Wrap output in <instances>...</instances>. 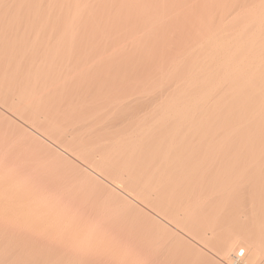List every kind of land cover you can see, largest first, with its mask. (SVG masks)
Returning <instances> with one entry per match:
<instances>
[{
    "label": "bare ground",
    "instance_id": "6f19581e",
    "mask_svg": "<svg viewBox=\"0 0 264 264\" xmlns=\"http://www.w3.org/2000/svg\"><path fill=\"white\" fill-rule=\"evenodd\" d=\"M0 130L14 131L20 143L43 157L47 155L48 161L64 170L76 167L78 173L74 172L81 179L77 182L88 191L87 196L104 200L102 205L116 211V216H139L142 225L146 224L143 227L153 225V235L164 243L178 239L176 248L195 250L193 255L202 264H219L203 257L202 249L208 248L212 252L217 249L222 258L232 259L234 264L243 256V264H264V0H0ZM20 164L4 173L9 177L6 181L14 179L12 176L23 181L26 189H32L24 191L34 194L51 215L60 214L66 225L70 222L71 229L69 217L77 219L74 224L78 222V228L89 219L93 225L88 232V225L81 223L85 229L80 225L85 238L88 235L86 240L73 227V232L81 233L76 232L81 243L73 245V237L62 222L54 235L59 238L65 228L64 239L70 235L72 246L63 239L67 248L58 246L59 254L48 257L52 260L44 259L43 264H81L85 257L91 259L87 256L88 241L98 237L95 235L101 242H110L116 231H105L111 226L104 227L108 221L95 220V215L93 221L89 210L82 214V204L74 205L75 200L61 190L50 191V184L47 187L39 182L41 175H32V169L27 173L26 166ZM14 184L10 182V187ZM20 205L24 206L13 205L14 210ZM51 215L48 220L54 221ZM11 216L5 214L4 218ZM30 216L22 217V223L18 220L20 225L36 218ZM42 217L31 221L37 230L49 226L43 220L45 215ZM14 219L11 217L7 226L8 220H0L5 222L0 230V264H34L40 256L34 258L38 248L34 242V253L30 245L40 232L35 229L37 236L29 237L30 251L24 249L28 255L35 254L31 260L23 249L18 251L22 255L17 253L18 246L13 244V227L19 235L23 229ZM56 222L58 226L61 219ZM218 224L223 231L232 228L236 233L231 230V235L216 239L213 231ZM35 231L30 229L29 233ZM24 238L28 240V236ZM45 238L41 247L46 244V252L57 246L48 239L53 244L50 247ZM111 241L115 243L116 237ZM117 242L110 243L111 249H122L124 243ZM125 246L123 251L129 253L133 246ZM92 250L97 255L98 250ZM151 253L145 251L147 258ZM93 254H89L92 259ZM100 258L103 260V254ZM129 258L131 262L134 259ZM196 259L191 257L190 263ZM96 260H91L92 264ZM143 260L146 263L148 259ZM111 261L109 264L115 260Z\"/></svg>",
    "mask_w": 264,
    "mask_h": 264
},
{
    "label": "rangeland",
    "instance_id": "374dc122",
    "mask_svg": "<svg viewBox=\"0 0 264 264\" xmlns=\"http://www.w3.org/2000/svg\"><path fill=\"white\" fill-rule=\"evenodd\" d=\"M0 131H1V130H0ZM0 133H1V134H0V163H1V164L3 163V165H0V166H1V167H0V174H1L0 177H1V178L4 177V179H5V178H8V179H9V177H7V176H8V175H7L8 172H9L10 170L12 171V169H14V168H13L14 165H17V164L19 165V163H21L20 165H22L23 167L26 166L25 168L28 169L27 173L31 172V169H32V171H33V172H31V173H33L32 175H34V176H36V177H38L39 175H41V176L38 177V178H39V182H40V183L43 182V184L47 185V187H48V184H50V185H49V190H50V191L52 190V192H53V190H56L55 192H58L59 190H61V191H59V192H61V193L64 192V193H63L64 195L67 194L66 197H69L73 202H74V200H75L76 204H75V202H74V205L77 206V205L79 204L78 206H80V205L82 204L81 207L83 208V210L85 209V211H82V214H83V212L86 213V212L89 210V211L87 212V214H91V213H92L91 216L89 215L91 218H93L94 215H95V217H96L95 220H97V218H100V219L103 218L105 221H108L107 224H106V226H104V227L107 228V225H108V224H109L108 226H110V225H111V226L108 228L109 230H105V231H107V232L110 231V233H111L112 230H113V232L116 231L114 234H113V232H112V234H113L114 236H113L112 234L108 233L109 235H112V236L110 237V242H109V240H108V241L105 240L106 242H105L104 240H102L103 245H102V242L99 241V238H100L99 235H95V237L98 236V237L95 238V239H98L97 242H100V243H97L95 239H94V240H90V241H88L89 243L85 241L84 244H87V243L89 244V245L87 244L88 247H89V250H88L87 253H89V254H93V253H92V252H93L92 248L95 249V251L98 250V251H97V255L95 254L96 252H94L95 256H93V257H94V258L97 257V260H96V262H94V264H99L100 262H101L102 264H107V263L109 264L110 261H111V259H112L111 263L115 260L113 264H119V261H122V262H120V264H124L125 261H128V262H125V263H126V264H129V262H131V260H129V259H131V258H129V257H132V258L135 259L136 254H137V256H139V257H136V259L141 260V262H142V260H143V258H144L143 256H144V254H145V251H146V253H147V251H148V253L152 252V253H151V256H150V254H149L148 256H150L149 258H150L151 261H154V262H155L154 264H193V263H194V262H193L194 259L192 258L193 261L191 260V261H192L191 263H190V259H191V257H194V258L196 259V257L193 255V254H195V252H194L195 250H193V249H192V251L189 250V252H192V253L189 254V252H187L188 250L186 251L185 248H184V250L186 251L185 253H187V254H185V253H184V250H182V249H183L182 246H181V249H180L179 247L176 248L177 245H179V244H177V243H180V242H178V239H177V240L175 239L176 241L173 240V242H171L172 240H171V241L168 240L169 242L166 241V242L164 243V241H160V240H158V239L155 237V235H153V234H154V233H152V232L154 231V230H153V229H154V228H153V225H152V226H150V225L148 226V225H147V226L143 227V226L146 225V224H143V225H142V223H141L142 221H140L139 216H134V215H132V217H131V216L129 215V216H128L129 218H128V217H126V216L128 215V214H126V213H125V214H124V213H117V216H116V211H114L113 209H112L113 211H112V210H111V211H108V210H110V209H108V208H110V207H106L105 204L102 205V203H104V202H103L104 200L102 201V199L99 198V196H98V199H101L100 201L96 199L97 197H96L95 195H93V196H94L93 199H91L92 196H90V195H89L90 197L87 196V195L89 194V193H87L88 191H87V190L85 191V189H84L83 187H81V185H79L80 182H79V183L77 182L78 180H81V179H80V178H79V179L77 178V177H79V174H77V173H78V172H77L78 170H77L76 167H73V168H66V170H64V169H63L64 167L59 166V165H57V164H56V165L53 164L52 162H50L51 160L48 161L47 155L45 156V154H44V157H43V155H41L42 153H40V154H39V153H35V151H33V150L30 148V146L26 145V143H23V142L20 143V141L16 139L17 136H16V133H14V131H11V132H10V131H9V132L6 131L5 133H3V132L1 131ZM12 133H13V134H12ZM5 134H6V135H5ZM1 135H2V136H1ZM4 138H5V139H4ZM1 139H2V140H1ZM14 140H16V141H14ZM7 141H8V142H7ZM13 141H14V142H13ZM17 141H18V142H17ZM10 142H11V143H10ZM20 144H21V145H20ZM24 144H25V145H24ZM9 145H10V146H9ZM7 146H8V147H7ZM12 146H13V147H12ZM15 146H17V147H15ZM25 146H26V148H25ZM27 146H28L30 149H29ZM3 147H4V148H3ZM14 147H15V148H14ZM7 148H8V149H7ZM27 148H28V149H27ZM12 149H14V150H12ZM15 149H16L17 151H16ZM11 151H12V152H11ZM21 151H22V152H21ZM24 151H25V153H26L25 155L22 154V153H24ZM26 151H28V152H26ZM30 151H31V152H30ZM19 152H20V153H19ZM32 152H34V153L31 155L30 153H32ZM4 154H5V155H4ZM10 154H11L12 157L10 156ZM18 154H19V155H18ZM8 155H9V157L7 158L6 156H8ZM14 155H15V156H14ZM28 155H29V156H28ZM1 156H2V159H1ZM3 156H4V158H3ZM19 156H21V158H19ZM42 157H43L44 159H43ZM45 157H46V159H45ZM7 159H8V160H7ZM16 159H18L19 161L16 160ZM20 159H21V161H22V159H23V161L21 162ZM25 159H26V162L24 161ZM4 160H5V162H4ZM14 160H15V161H14ZM36 160H37V161H36ZM10 161H11V162H10ZM17 161H18V162H17ZM40 161H41V162H40ZM46 161H47V164H46ZM8 162H10V164H9ZM16 162H17V164H16ZM28 162H29V163H28ZM30 162H31V163H30ZM49 162H50L51 164H50ZM11 163H12L13 165H12ZM24 163H25V164H24ZM48 163H49V164H48ZM5 164H6V165H5ZM42 164H45V165H42ZM9 165L12 166V168H11ZM27 165L30 166V167H28ZM31 165H32L33 168L31 167ZM50 165H51L52 167H51ZM3 166H4L3 169L5 170V171L3 170L4 172L2 171V167H3ZM42 166H43V167H42ZM55 166H56L57 168L54 169ZM5 167H6V168H5ZM8 167H10V168L8 169ZM38 167H39V168H38ZM58 168H60L59 171H58ZM6 169H8V170H6ZM56 169H57V170H56ZM60 170H61V171H60ZM69 170H71V171L73 170V172L76 170L77 173L74 172V173H76V174H74L73 172H71V171H69ZM1 171H2V173H1ZM11 171H10V172H11ZM35 171H36V173H35ZM37 171H38V172H37ZM46 171H47V173H45ZM49 171H50V172H49ZM56 171H57V172H56ZM62 171H66V172H65L66 175H65V173L62 172ZM5 172H7V174H4ZM61 172H62V173H61ZM67 172H68V174H67ZM12 173H14V172H12ZM12 173H11V174L9 173V176H10V177L12 176ZM31 173H30V174H31ZM52 173H53V174H52ZM60 173H61V174H60ZM2 174H3V176H2ZM51 174H52V175H51ZM63 174H64V175H63ZM14 175H15V174H14ZM54 175H55V177H54ZM70 175H71V176H70ZM43 176H44V177H43ZM45 176H47V177H45ZM51 176H52V177H51ZM60 176H63V177L60 178ZM75 176H76V177H75ZM15 177H16V176H12V178H14L16 182L13 181L14 179H11V178H10L11 181H10V180L8 181V179H7V181L9 182L7 185H6V183H7L6 179H5L6 182H5L4 179H3L4 184L2 183L3 181L0 183V186H1L0 189H1L2 187H3V188L5 187V189L2 188V191L0 190V199H1V196L4 195V196H3V197H4V198H3L4 201H2L3 199L1 200L3 203L1 204V201H0V204H1L0 209H2L0 212L3 213V209H4V208H2V207H4L5 202H6V204H5L4 212H7L6 207L8 208L9 205H11V206L13 207V208H12V207L10 206V208H8V212H7V213H3V214L1 215L0 220H4V221H5V220H8V221H5L6 223H5L4 221H1V222H0V230L2 229V228H1V226H2L1 224H4V223H5L4 226H7V225H8L7 222H11V221L9 220V219H11V217H13V219H14V218L17 219V218H19V216H20L23 212H25V211H26V212L23 213V214H24L27 218H29L28 216H30V212L32 213V210H33V213H32L31 216H34V217H36L37 219H39L41 216L44 217V215H45V217H46L47 220L45 219V217H44V218L42 217V218H43L44 221H47V222H45V223H48L49 226H50V223H52V225H54L55 222H56V220L59 221V220L61 219V222H60L61 224L57 221L58 224H59L58 226H57V224H55V226H53V228H52V225H51L50 227L47 226V230L44 229L45 226H44L43 228H42V226H41V227L38 228L39 230H37V229H36L37 227H36V228L34 227L36 224H33V225H32V222H33L34 220H36V218L34 219V218H32L31 216H30V217H31V221H32V222L29 221L30 219H29V220L26 219V224H27V225H24V224H23V225H22L23 227L20 225V222H18V220H19V221L22 220V217L25 218V216H24L23 214L20 216L21 218L17 219V221L14 219L15 222H18V223H19V224L17 223V224H18V227H19V228H21V227L23 228V229L21 228L22 230H20V231L22 232V233H20L21 237H20V235H19V232L16 233L17 230H18V229H17V230L15 229L16 227H15V228L13 227V231H12V229H11V231L13 232L11 236L13 237V236L16 235V237H13V238H12V241H14L13 244L15 243V244L18 246V247H17V253H19V252L21 251V249H23V252H24L25 250L27 251V247L29 248V244H28V243H30V242L32 241V239H31V241H29V237L31 236V238H32V237L35 238V236H37V235H38V237L40 236L39 238L37 237V238L39 239V241H38L37 238H36L37 240H35V241H34V239H33V241L31 242L32 246L30 245V248L32 249L31 251L34 252V253H35L34 250H36V252L38 251V252H37L38 254H37V256L34 257V256H32V255H35V254H33V253L30 254V253H31V252H30L29 255H30L31 260H32L33 257H34V258H38V257L40 256V258H41L42 256H41L40 254H43L44 257H42L41 259L38 258V259H36V260L33 258V259L35 260V262L33 261L34 264H36V263H37V264H39V263L43 264L44 259L47 260L48 257H51V258H52L56 253L59 254V250L56 251V249H58V248H59V249H60V248H63V246H65V248H67L66 246H68L69 243H70V241H69V238H70L69 236H70V235H71V237H73V239H74V242L72 241V240H73L72 238H71L72 240L70 239V240H71V243H73V245H77L76 243L78 242L77 239H79V236H78V238H76L77 235H78V233H76V232H79V233H80V231L82 232V231L86 228V226H82L83 222H81L82 224H81V223H79V224L82 226V228L84 227V229L80 228V227H81L80 225H79V228H78V226H77L78 222H77L76 225L74 224V222H75L77 219L75 220L74 217H73V218H71V219L73 220V221H72V220H69L70 217H69V219H68V217H66V218L68 219V222L71 221V224L73 225L74 228H78V229L80 230V231H79V230L77 229L78 231L75 232V229H74V232H73V230H72L73 227H72V229H71V228H70L71 226L69 225L70 222L66 225L67 222H66V223L63 222V218H60V214H58L59 216L56 215V214L53 215V213H52V215H51V212H50V211L47 212V211H46L47 209H46L44 206H43V207H44L46 210L43 209V207L40 206V205H41V201H40V200H39V201L36 200V199H38V198H37L36 196L33 197L32 195H34V194H31V192H28V193H30V197L27 196L28 193H27L26 191H28L30 188L26 189L27 187H26L25 183H23V181L18 182V180H16L17 178H15ZM17 177H22V176H18V175H17ZM68 177H69V178H68ZM1 178H0V179H1ZM26 178H27V177H26ZM49 178H50V179H49ZM53 178H54V179H53ZM64 178L66 179V181H65ZM74 178H75V179H74ZM45 179H46L47 181H45ZM61 179H62L63 181H61ZM51 180H52V181H51ZM56 180H57V182H55ZM75 180H76V181H75ZM12 181L15 182V183H17V187H15L16 185H15ZM59 181H60V184H59ZM10 182H11L12 186H13V184H14V187H10V186H11V185H10ZM51 182H52V183H51ZM69 182H70V183H69ZM73 182H74L75 185L73 184ZM75 182H76L77 184H76ZM18 183H21L22 186H21V184H18ZM54 183H55V184H54ZM63 183H64V184H63ZM1 184H3V185H1ZM51 184H54V185H51ZM8 185H9V186H8ZM59 185H60V186H59ZM71 185H72V187H71ZM73 185H74V186H73ZM7 186H8V187H7ZM50 186H51V187H50ZM62 186H63L64 188H63ZM75 186H76L77 188H76ZM23 187H25V189H24ZM53 187H54V188H53ZM59 187H60V188H59ZM73 187H74V188H73ZM78 187H80V188L78 189ZM9 188H10V189H11V188H12V189L14 188V191H13L12 189L10 190ZM15 188H19V189H16V191H15ZM20 188L23 189V190H22L23 193H22V192L20 193V191H19ZM81 189H82L83 191H82ZM24 190H26V191H24ZM31 190H32V189H30V191H31ZM79 190H80V191H79ZM7 191H8V192H7ZM9 191H10V194L7 195L8 197H6V194H8ZM62 191H63V192H62ZM76 191H77V192H76ZM1 192H2V193H1ZM3 192H4V193H3ZM6 192H7V193H6ZM13 192H14V193H13ZM17 192H19V193H17ZM24 192H25V193H24ZM68 192H69V193H68ZM70 192H71V193H70ZM81 192H82V193H81ZM85 192H86L87 194H85ZM5 193H6V194H5ZM32 193H33V192H32ZM75 193H76V194H75ZM18 194H19L20 196H19ZM70 194H71V195H70ZM83 194H84V195H83ZM16 195H17V196H16ZM11 196H12V197H11ZM24 196H25V197H24ZM70 196H73V198L70 197ZM9 197H11V198H9ZM13 197H15L14 200H13ZM23 197H24L25 199H24ZM27 197H28V198H27ZM32 197H33V198H32ZM75 197H76V198H75ZM77 197L79 198L80 201L77 200V199H78ZM7 198H9V199H8L9 202L7 201ZM30 198H32L34 202H32V201H31L32 199H30ZM34 198H35V199H34ZM10 199H11V201H10ZM22 199H24V200H22ZM81 199H82V200H81ZM85 199H86V200H85ZM16 200H18V201H16ZM19 200H20V201H19ZM27 200H28V201H27ZM83 200H84L85 202H84ZM89 200H90L92 203H90ZM95 200H96V201H95ZM14 201H15L16 203H15ZM25 201H27V204L24 203ZM30 201H31V202H30ZM10 202H11V203H10ZM18 202H19V203H18ZM20 202H21V203H20ZM29 202H30V204H29ZM7 203H9V204H7ZM12 203H14V204H12ZM22 203H23L24 206H22V205H20V206H22V207L17 206V207L22 208V210H21L20 208H19L20 210H19V209H18L17 211L14 210V209H16V206L14 207L13 205L22 204ZM39 203H40V204H39ZM83 203H84V204H83ZM95 203H97V204H95ZM35 204H36V205H35ZM92 204H93V205H92ZM6 205H7V206H6ZM32 205H35V206H33V209L30 207V206H32ZM42 205H44V204L42 203ZM89 205H90V206H89ZM95 206H96V207H95ZM102 206H104V209L102 208ZM107 206H108V205H107ZM89 207H90V208H89ZM99 207H100L101 209H100ZM27 208H30V209L27 210ZM39 208H40V209H39ZM41 208H42V209H41ZM106 208H107V209H106ZM12 209H13L14 211H16V212H15V213L12 212V211H13ZM23 209H24V210H23ZM25 209H26V210H25ZM96 209H97V210H96ZM5 210H6V211H5ZM9 210H10V212H11L12 215H13V214H15V215L11 216ZM37 210H39V211H37ZM40 210H42L41 212L44 213L43 215H40V214H42V213L40 212ZM43 210H45L46 212H45V211L43 212ZM81 210H82V209H81ZM86 210H87V211H86ZM93 210H94L95 212H94ZM99 210H100V211H99ZM19 211H20L21 213H19ZM22 211H23V212H22ZM104 211H105V212H104ZM28 212H29V215H28ZM39 212H40V213H39ZM98 212H99V213H98ZM107 212H109L108 214H110V215L112 214V215H111V216H110V215H105V214H107ZM121 212H122V211H121ZM1 213H0V214H1ZM17 213H18V214H17ZM26 213H27V215H26ZM35 213H36V214H35ZM38 213H39V214H38ZM5 214H8V215L11 216V217L8 218V219H5V218H4V215H5ZM19 214H20V215H19ZM87 214H86V215H87ZM103 214H104V215H103ZM121 214H122V215H121ZM35 215H36V216H35ZM37 215H38V217H39V215H40V217L38 218ZM46 215H48V216L51 215V217H53V220H54V221H52V218H51V220H48V219H50V216H49V218H48V216H46ZM86 215H85V216H86ZM102 215H103L104 217H103ZM114 215H115V219L113 218ZM119 215H120V218L118 217ZM14 216H17V217H14ZM87 216H88V215H87ZM87 216H86V217H87ZM99 216H100V217H99ZM105 216H106L107 218H106ZM121 216H122V217H121ZM133 216L135 217V219H136V217H138V218H137L136 220H134ZM2 217H3L4 219H3ZM110 217H111V218H110ZM1 218H2V219H1ZM54 218H55V219H54ZM88 218H89V217H88ZM116 218H117V219H116ZM131 218H132V220H131ZM20 219H21V220H20ZM33 219H34V220H33ZM67 219H66V221H67ZM118 219H120V220H118ZM127 219H129V220H127ZM74 220H75V221H74ZM90 220H91V219H89L88 221H84L85 223H84L83 225H88L87 228H86V231H87V230L89 231L91 228L93 229V225H92V223L90 222ZM115 220H116V221H115ZM117 220H118V221H117ZM23 221H25V219H23V220L21 221V223H22ZM28 221H29V222H28ZM44 221H43V222H44ZM64 221H65V219H64ZM93 221H94V218H93ZM113 221H114V222H113ZM119 221H120V222H119ZM125 221H126V222H125ZM130 221H132V222L134 221V222L131 223ZM2 222H4V223H2ZM34 222H35V221H34ZM53 222H54V224H53ZM57 222H56V223H57ZM62 222L65 223V224L62 225ZM88 222H90V223H88ZM112 222H113V223H112ZM122 222H123V223H122ZM128 222H129V223H128ZM136 222H138L139 224H141L140 227H139V224L136 223ZM29 223H30L32 226H31V225H28ZM75 223H76V222H75ZM124 223H126V224H124ZM127 223H128V224H127ZM135 223H136V224H135ZM6 224H7V225H6ZM90 224H91V225H90ZM130 224H131V226H130ZM60 225H62V226H66L65 228L68 227L67 230H68V229H69V230H68L67 232L70 231V232L68 233V234H70V235L67 236L68 238H67V237L65 238L66 240H68V245H67V244H66V245H63L65 242L67 243V241H65V239H64L65 236L63 235V234H65V235L67 234L65 228L62 227L63 230L61 229L64 233H63L61 230L59 231L60 233L62 232L61 234L59 233L60 235L58 234V235H59V238H58L57 236L54 235V232H56V227L58 228ZM68 225H69V226H68ZM128 225H129V226H128ZM20 226H21V227H20ZM24 226H25L26 228H24ZM27 226H28V227H27ZM75 226H76V227H75ZM118 226H119V227H118ZM121 226H122V227H121ZM127 226H128V227H127ZM135 226H136V227H135ZM141 226L143 227V229H142ZM32 227H33V228H32ZM112 227H113V228H112ZM116 227H117V229H116ZM148 227H149V228H148ZM151 227H152V229H151ZM220 227H221V225L218 224V225L216 226V228H215L216 231H215V229H214L215 233L217 232V233H216L217 235H216V234L214 233V231H213V235L216 236V239H217V238L220 239V238H224V237H226V236H229V235H231L232 233H234V231H235V233H236V230H234V229H232V228H230L229 230L224 229V231H223ZM28 228H29V230H28V232H27L26 230H27ZM40 228L44 229V232H42L43 230H42V229L40 230ZM48 228H49V229H48ZM59 228H61V226H60ZM59 228H58V230H59ZM118 228H119V229H118ZM130 228H131V230H130ZM133 228H134V229H133ZM147 228H148L149 231L147 230ZM218 228H220V229L217 230ZM24 229H25V230H24ZM30 229H32V231H35V229H36V231H38V233L40 232V233H39L40 235L37 234V235L34 236V234L36 233V231H35L34 233L31 232L32 235H33V236H32L31 233H29V232H30ZM50 229H51V230H50ZM52 229H54V230L52 231ZM64 229H65V231H64ZM110 229H112V230H110ZM122 229H123V230H122ZM145 229H146V230H145ZM58 230H57V231H58ZM71 230H72V231H71ZM120 230H121V231H124V232H120ZM133 230H134V231H133ZM140 230H141V231L143 230V231L140 232ZM150 230H151V231H150ZM220 230H221V231H220ZM231 230H234V231H231ZM23 231H24L25 233H24ZM45 231L47 232L48 235L45 233ZM48 231H51L53 234H52L51 232H48ZM88 231H87V232H88ZM117 231H118V233H117ZM132 231H133L134 233H133ZM225 231H226L228 234H227ZM71 232H72V233H71ZM87 232H86V233H87ZM107 232H106V235H108ZM128 232H129V233L131 232V234H129ZM148 232H149V234H148ZM221 232H222V233H221ZM26 233H29L30 235H28V234H26ZM42 233H44L42 236L47 237V241L50 243V245H49V243L47 242V245H49V246L51 247L52 241H55V242H54V245L52 244L53 246L57 245V246H55L54 248L51 247V248L49 249V251L46 252V249L48 250L49 247L46 246V244H45V247H46V248L43 246L45 251L42 249V250L44 251V253H43L42 250H41V248H43V247H41V246L43 245V243H46V241L43 240V239H46V238H45V237H42L43 239L41 238V234H42ZM49 233H50V234H49ZM73 233L76 234V235L72 236ZM82 233L84 234V232H82ZM116 233H117V234H116ZM122 233H123V235H122ZM136 233H137V234H136ZM219 233H220V234H219ZM22 234H23V235H22ZM45 234H46V235H45ZM51 234H52V235H51ZM55 234L57 235V233H55ZM80 234H81V233H80ZM80 234H79V235H80ZM87 234H88V233H87ZM133 234H134V235H133ZM140 234H141V235H140ZM142 234H143V235H142ZM18 235H19V238H20V239H18V237H17ZM116 235H117V236H116ZM119 235H120V236H119ZM135 235H136V236H135ZM149 235H150V236H149ZM220 235H221V236H220ZM22 236H24V237H27V236H28V240L23 241V239H25V238H24V237L22 238ZM49 236L54 237V238H53L54 240H53L52 238H50ZM83 236H84V238H85V234H84ZM126 236H127V238H126ZM131 236H133V237H131ZM137 236H138L140 239H139V238H136ZM218 236H220V237H218ZM223 236H224V237H223ZM74 237H75V238H74ZM80 237H81V235H80ZM87 237H88V235H87ZM87 237H86V238H87ZM93 237H94V236H93ZM93 237H92V238H93ZM115 237H116V240H117V241H118V239L120 238V242H121V243H122V241H123V240L121 241V239H124V238H125L124 241H126V242L123 241L124 245H122L123 243L120 244L119 241H118V242L115 241V243H114L113 241H111V238L114 239ZM121 237H122V238H121ZM123 237H124V238H123ZM141 237H142V238H141ZM21 238H22V239H21ZM40 238H41L42 240H41ZM56 238L59 239V241L55 240ZM61 238H62V240H61ZM86 238H85V240H86ZM128 238H129V239H128ZM214 238H215V237H214ZM13 239H14V240H13ZM15 239H16L17 242L15 241ZM48 239H51L52 241H50V240H48ZM63 239H64V243H63ZM75 239H76V240H75ZM90 239H91V238H90ZM137 239L140 240V241H138ZM80 240L84 241V239H80ZM80 240H79V241H80ZM130 240H131V241H130ZM12 241H11V242H12ZM21 241H22V245H23V246L21 245ZM28 241H29V242H28ZM36 241H37V243H36ZM41 241H42V242H41ZM127 241H128V243H127ZM179 241H180V240H179ZM183 241H184V240H183ZM19 242H20V243H19ZM34 242H35L36 244H35ZM38 242H41V244H40V243L38 244ZM60 242H62V243H60ZM94 242L96 243L97 247H95L96 245H95ZM116 242H117L118 245H122V246H121L122 249L119 248L120 246H119V247L116 246L117 249H115V248H114V249H111L110 243H111V244L113 243L112 245H114V244H116ZM138 242H139V244H138ZM141 242H143L144 244L141 243ZM161 242H162V243H161ZM181 242H182V241H181ZM17 243H18L20 246H22V247H20ZM24 243H25L26 245H25ZM33 243H34L35 246L33 245ZM55 243H56V244H55ZM59 243H60V245H59ZM79 243H81V241L78 242V244H79ZM90 243H91V244H90ZM93 243H94V244H93ZM104 243H106V244H104ZM107 243L109 244L110 248H108L109 246L107 247V245H108ZM131 243H132V244H131ZM98 244H99V245H98ZM125 244H126V246H125ZM127 244H128V245H127ZM133 244H134V245H133ZM140 244H141L143 247H142ZM146 244H147V245H146ZM184 244H185V243H184ZM24 245L26 246L25 248H23ZM38 245H40V247H41V248H40V251H39V246H38ZM61 245H62V246H61ZM139 245H140L142 248L139 247ZM154 245H155V246H154ZM163 245H164V246H163ZM180 245H181V244H180ZM33 246H34L35 248H38V250H37V249H34V250H33ZM58 246H59V247H58ZM60 246H61V247H60ZM71 246H72V245L70 244L69 247L71 248ZM85 246H86V245H85ZM92 246H93V247H92ZM99 246H100L101 248H103V246H105V248H104L105 250L108 248V249H109V250L107 249L108 251H111V250H112V252H114V253H115L116 250H118V249H120V250H122V251H120V252L118 253V255L115 253V255H116V257H115V256H114V253H111V252L108 253V251L106 252V251H104V249H102V250H103L102 252L107 253L106 255H104L105 253H102L101 250H100V252L103 254V260H104V259L106 260L107 258H108L107 260H109V261L106 260L107 262L104 263L105 260L103 261L102 258H100L102 254L99 252V249H101V248H99ZM123 246H125V249L128 248V247H130V246H131V247L133 246L135 249H134L133 247H132V249H134L135 252H137V253L134 254L135 256H134V255H131L130 253H128L127 249L123 251ZM148 246H149V247H148ZM156 246H157V248H156ZM160 246H161V247H160ZM19 247H20V249H19ZM47 247H48V248H47ZM57 247H58V248H57ZM69 247H68V248H69ZM94 247H95V248H94ZM183 247H184V246H183ZM30 248L28 249L29 251H30ZM90 248H91V249H90ZM98 248H99V249H98ZM137 248H138V249H137ZM152 248H153V249H152ZM154 248H156V249H154ZM158 248H159V249H158ZM18 249H19V250H18ZM24 249H25V250H24ZM51 249H54L55 251H53V250H51ZM110 249H111V250H110ZM130 249H131V248H128V250H130ZM141 249H142L143 251H142ZM144 249H145V250H144ZM147 249H148V250H147ZM178 249H179L180 251H179ZM208 249H209V248H208ZM208 249H206V250H205V249H202V251H203V253H204L203 257H208V258H206L207 260L211 261V260L213 259L214 261H217L219 264H234V263L232 262V261H233L232 259H230V260L228 261L227 259L222 258V257L219 255L217 249H216L217 251L215 250V251H216V254L213 253V252H215L214 250H213V252H212L211 249H209L210 251H209ZM61 250H62V249H61ZM63 250H64V248H63ZM65 250H66V249H65ZM113 250H114V251H113ZM139 250H140V251H139ZM181 250H182L183 253L181 252ZM18 251H19V252H18ZM26 251H25V252H26ZM50 251L52 252V254H51ZM91 251H92V252H91ZM138 251H139V253H138ZM141 251H142V252H141ZM200 251H201V250H200ZM202 251H201V252H202ZM23 252H22V253H23ZM25 252H24V253H25ZM117 252H118V251H117ZM124 252H125V253H124ZM126 252H127V253H126ZM143 252H144V254H143V256H141ZM158 252H159V253H158ZM210 252H212L213 254L210 253ZM48 253L50 254V256L47 255ZM54 253H55V254H54ZM120 253L123 254V255H122L123 258L126 257V258H128V260H127L126 258L120 260L119 257L122 258V256L119 255ZM19 254H21V253H19ZM57 254H56V255H57ZM89 254H87V256H91V257H90L91 259L89 260L88 257H85V258H84V259H85L84 263L82 262L83 264H86V263H87V264H88V263H89V264H90V263L92 264V263H93L92 261H94V258L92 259V255H89ZM94 254H93V255H94ZM99 254H100V255H99ZM109 254H110V255H109ZM111 254H112L113 257H114V260H113ZM127 254H129L130 256H128ZM139 254H141V255H139ZM200 254L202 255V253H200ZM240 254H241V252H240ZM240 254H239V255H240ZM21 255H22V254H21ZM24 255H28V253H25ZM29 255H28V256H29ZM45 255H46V256H45ZM126 255H127V256H126ZM146 255H147V254H145V260H147V259L149 260V258H147ZM205 255H206V256H205ZM207 255H208V256H207ZM218 255H219V256H218ZM118 256H119V257H118ZM152 256H153V257H152ZM46 257H47V258H46ZM55 257H56V256H55ZM142 257H143V258H142ZM151 257H152V258H151ZM211 257H212V258H211ZM241 257H242V256H241ZM241 257H240V258H241ZM244 257H245V256H243V257L241 258V261L238 262L237 264H243L242 261L244 260ZM51 258H49V259L52 260ZM87 258H88V259H87ZM98 258H99V259H98ZM115 258H116V259H115ZM117 258H118V259H117ZM146 258H147V259H146ZM42 259H43V260H42ZM49 259H48V260H49ZM134 259H133L132 261H134ZM136 259H135V260H136ZM215 259H216V260H215ZM37 260H38L39 262H38ZM40 260H42V261H40ZM86 260H87L88 262H87ZM91 260H92V261H91ZM124 260H125V261H124ZM145 260H143V261H145ZM148 260L146 261V263L143 262L142 264H144V263L147 264V263L151 262V261H148ZM196 260H197V259H196ZM196 260H195V263H194V264H202V263H201L202 260L199 259V260H197L198 262H197ZM213 260H212V261H213ZM90 261H91V262H90ZM99 261H100V262H99ZM156 261H157V262H156ZM158 261H159V262H158ZM97 262H98V263H97ZM115 262H116V263H115ZM196 262H197V263H196ZM199 262H200V263H199ZM202 262H203V261H202ZM82 263H81V264H82ZM204 264H205V263H204Z\"/></svg>",
    "mask_w": 264,
    "mask_h": 264
},
{
    "label": "snow or ice",
    "instance_id": "6c2138e0",
    "mask_svg": "<svg viewBox=\"0 0 264 264\" xmlns=\"http://www.w3.org/2000/svg\"><path fill=\"white\" fill-rule=\"evenodd\" d=\"M129 253H130L131 255H134V254H135V250H134V249H130V250H129ZM131 264H142V262L139 261V260H134V261L131 262Z\"/></svg>",
    "mask_w": 264,
    "mask_h": 264
}]
</instances>
